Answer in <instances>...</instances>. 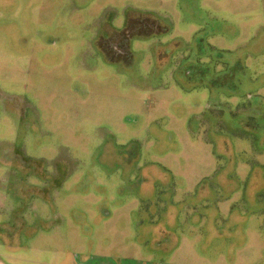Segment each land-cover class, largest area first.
I'll use <instances>...</instances> for the list:
<instances>
[{"label": "rangeland", "instance_id": "374dc122", "mask_svg": "<svg viewBox=\"0 0 264 264\" xmlns=\"http://www.w3.org/2000/svg\"><path fill=\"white\" fill-rule=\"evenodd\" d=\"M103 263L264 264V0H0V264Z\"/></svg>", "mask_w": 264, "mask_h": 264}, {"label": "trees", "instance_id": "16d2710c", "mask_svg": "<svg viewBox=\"0 0 264 264\" xmlns=\"http://www.w3.org/2000/svg\"><path fill=\"white\" fill-rule=\"evenodd\" d=\"M163 27L160 22L148 13H136L127 18V25L120 33H114L111 39L102 48L111 59H118L126 56L128 53L129 40L135 36H149L151 34H158L162 32ZM109 40V39H108ZM115 41V42H114ZM119 46V48H118ZM118 48V50H117Z\"/></svg>", "mask_w": 264, "mask_h": 264}, {"label": "crops", "instance_id": "0c3cea01", "mask_svg": "<svg viewBox=\"0 0 264 264\" xmlns=\"http://www.w3.org/2000/svg\"><path fill=\"white\" fill-rule=\"evenodd\" d=\"M137 263H138V262H137ZM137 263H136V264H137ZM103 264H104V263H103Z\"/></svg>", "mask_w": 264, "mask_h": 264}]
</instances>
